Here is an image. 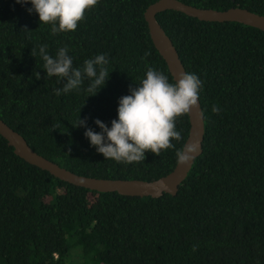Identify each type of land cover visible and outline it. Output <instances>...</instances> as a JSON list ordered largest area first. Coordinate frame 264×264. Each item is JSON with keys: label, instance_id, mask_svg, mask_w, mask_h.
<instances>
[{"label": "trees", "instance_id": "obj_1", "mask_svg": "<svg viewBox=\"0 0 264 264\" xmlns=\"http://www.w3.org/2000/svg\"><path fill=\"white\" fill-rule=\"evenodd\" d=\"M155 1L99 0L75 31L53 35L28 11L31 3L0 0V119L35 152L78 175L152 181L169 173L175 149L117 163L97 152L85 127H76L81 118L97 133L96 119L111 128L120 98L139 87L148 68L175 82L144 18ZM179 1L264 15V0ZM156 19L186 73L202 82V153L176 195L128 196L72 185L15 155L0 135V264H264V32L175 10ZM41 45L53 57L67 46L81 70L85 60L104 54L106 86L89 96L85 78L79 90L57 95L66 81L47 77ZM176 130L179 149L188 115L176 121Z\"/></svg>", "mask_w": 264, "mask_h": 264}, {"label": "clouds", "instance_id": "obj_2", "mask_svg": "<svg viewBox=\"0 0 264 264\" xmlns=\"http://www.w3.org/2000/svg\"><path fill=\"white\" fill-rule=\"evenodd\" d=\"M22 5L31 3L33 10L39 14L40 24L51 26L53 35L75 31L78 24L84 20L85 14L95 7L99 0H16ZM47 46L39 48L40 57L44 61L43 69L47 77H59L66 81L62 89H56V94H66L79 90L88 78L91 83L87 88L89 96H94L106 86L110 77L106 65L109 60L104 54L96 55L84 61V67H73V60L68 55V47L58 50L55 57L47 52ZM32 55L35 54L32 51ZM151 52L145 53V58ZM39 79V72L36 73ZM202 82L196 74L181 73L175 82H169L163 72L148 68L146 78L139 87L130 88V95L121 97L118 107V119L111 122V128L99 119L95 124L102 130L97 133L87 127V120L79 118L76 127H85V136L97 152L103 154L106 160L117 163L132 164L145 161V153L152 152L160 156L162 151L175 149L177 163L187 165L199 149L193 142H185L176 149L173 141H181L182 135L176 130V121L189 115L192 109L199 106V93ZM88 96V97H89ZM212 111L220 109L213 106Z\"/></svg>", "mask_w": 264, "mask_h": 264}, {"label": "water", "instance_id": "obj_3", "mask_svg": "<svg viewBox=\"0 0 264 264\" xmlns=\"http://www.w3.org/2000/svg\"><path fill=\"white\" fill-rule=\"evenodd\" d=\"M165 10L179 11L187 16L202 21L238 22L264 32V15L254 13L246 8L230 7L226 10H217L195 7L179 0L155 1L145 9L144 18L147 23L150 38L155 48L164 59L174 81L179 74L185 73L186 70L172 40L167 36L156 19V14ZM198 104L199 106L192 109L191 113L188 115L189 132L185 140V142H193L199 145L195 158L187 165H180L176 162L174 168L169 173L152 181L140 179L96 178L75 174L35 152L20 133L9 127L1 119L0 135L7 141V144L13 148L15 155L27 163L47 171L59 180L72 185L98 192H117L118 194L128 196H150L158 198L163 193L174 196L177 193L179 185L190 171L194 160L202 153L204 118L200 102H198Z\"/></svg>", "mask_w": 264, "mask_h": 264}]
</instances>
